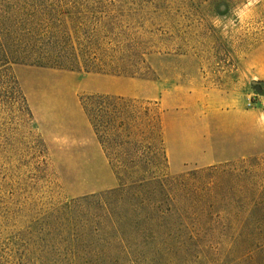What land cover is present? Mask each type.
I'll use <instances>...</instances> for the list:
<instances>
[{
  "label": "rangeland",
  "instance_id": "rangeland-1",
  "mask_svg": "<svg viewBox=\"0 0 264 264\" xmlns=\"http://www.w3.org/2000/svg\"><path fill=\"white\" fill-rule=\"evenodd\" d=\"M246 2L84 4L82 9L103 11L98 15L104 22L138 38L149 67L143 75L26 64L0 71V264H113V255L93 251L112 239L74 246L59 213L74 199L119 185L82 96H122L158 110L169 176L241 160L264 163V0L244 23L224 30ZM218 18L220 27L213 23ZM182 241L150 264H244L241 256L249 251L230 233Z\"/></svg>",
  "mask_w": 264,
  "mask_h": 264
},
{
  "label": "trees",
  "instance_id": "trees-1",
  "mask_svg": "<svg viewBox=\"0 0 264 264\" xmlns=\"http://www.w3.org/2000/svg\"><path fill=\"white\" fill-rule=\"evenodd\" d=\"M102 1L0 0V71L26 64L143 75L149 67L138 38L104 22L98 15L103 11L82 9ZM80 102L119 185L59 211L74 246L112 239L93 251L113 255V264H150L169 255L178 240L230 233L249 248L244 264L264 263V163L241 160L172 177L158 110L107 94L85 95Z\"/></svg>",
  "mask_w": 264,
  "mask_h": 264
},
{
  "label": "clouds",
  "instance_id": "clouds-1",
  "mask_svg": "<svg viewBox=\"0 0 264 264\" xmlns=\"http://www.w3.org/2000/svg\"><path fill=\"white\" fill-rule=\"evenodd\" d=\"M258 3H259V0H247L246 3L234 9L233 15L236 17V20H232V19L228 20V23L224 25L225 32L227 31L230 25L234 27L237 20H239L241 23H244L246 17L253 14L255 5ZM221 21H222V18H218L217 20L213 21L214 26L220 27ZM253 79L255 80L256 78L253 77ZM261 116L262 118H264V113H262Z\"/></svg>",
  "mask_w": 264,
  "mask_h": 264
},
{
  "label": "water",
  "instance_id": "water-1",
  "mask_svg": "<svg viewBox=\"0 0 264 264\" xmlns=\"http://www.w3.org/2000/svg\"><path fill=\"white\" fill-rule=\"evenodd\" d=\"M256 90H257V91H260V87H257Z\"/></svg>",
  "mask_w": 264,
  "mask_h": 264
},
{
  "label": "crops",
  "instance_id": "crops-1",
  "mask_svg": "<svg viewBox=\"0 0 264 264\" xmlns=\"http://www.w3.org/2000/svg\"><path fill=\"white\" fill-rule=\"evenodd\" d=\"M114 174V173H113ZM115 178H116V176H115ZM117 180V179H116ZM113 189V188H112Z\"/></svg>",
  "mask_w": 264,
  "mask_h": 264
}]
</instances>
